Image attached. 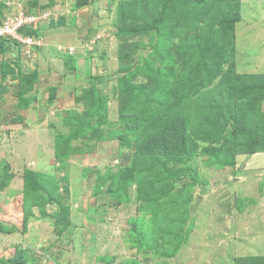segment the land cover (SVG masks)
I'll list each match as a JSON object with an SVG mask.
<instances>
[{
  "label": "rangeland",
  "instance_id": "rangeland-1",
  "mask_svg": "<svg viewBox=\"0 0 264 264\" xmlns=\"http://www.w3.org/2000/svg\"><path fill=\"white\" fill-rule=\"evenodd\" d=\"M13 15L36 43L0 36V264H264L237 253L264 191L235 164L264 150V0Z\"/></svg>",
  "mask_w": 264,
  "mask_h": 264
},
{
  "label": "crops",
  "instance_id": "crops-1",
  "mask_svg": "<svg viewBox=\"0 0 264 264\" xmlns=\"http://www.w3.org/2000/svg\"><path fill=\"white\" fill-rule=\"evenodd\" d=\"M237 155H238V156H236L237 162L235 163L237 166L236 168L239 169V173L237 172V174H238L237 177H239V178L241 177V181L248 183L249 187H251V183L255 184L254 186L256 187V191H260L262 188L264 191V150L255 151V152L250 153V154L244 153V154H237ZM242 163H243V166L240 168L239 164H242ZM257 171H258V173H257ZM261 175H262V177H260ZM258 186H259V188H258ZM241 192L243 193V195L247 194V192H243V191H241ZM259 196H260V194H259ZM262 198H264V197L260 196L256 200H251L252 202L251 201L248 202V200L244 201L243 202L244 208H246V207H259V206H260V208L261 207L264 208V199H262ZM239 209L240 208H237V210H239ZM243 212L244 211H241V210L236 211L235 216L241 217L244 220L243 217H245V216H243V215H245V214ZM260 217H259V219L253 218L254 222L258 221L256 226L252 229V230H254L255 240L254 239L249 240L248 243L246 241L244 243L242 242L243 244H245V246L243 247V249H238V251H237V253L240 254V256L248 255L247 258H255V259H260L261 257H263V255H264V221L262 220V217H264V213ZM240 223H241V221L237 220L235 225L238 226ZM248 231L249 230H248V226H247L245 237L250 238V234H248ZM0 238L3 239L1 234H0ZM2 244H4V242H3V240H0V245L2 246Z\"/></svg>",
  "mask_w": 264,
  "mask_h": 264
},
{
  "label": "built area",
  "instance_id": "built-area-1",
  "mask_svg": "<svg viewBox=\"0 0 264 264\" xmlns=\"http://www.w3.org/2000/svg\"><path fill=\"white\" fill-rule=\"evenodd\" d=\"M16 15L0 21V36L14 38L21 41L24 47H29L31 44L35 43V41L22 35L21 29L26 25L34 27V20H29V23L26 24V19L23 16Z\"/></svg>",
  "mask_w": 264,
  "mask_h": 264
},
{
  "label": "clouds",
  "instance_id": "clouds-1",
  "mask_svg": "<svg viewBox=\"0 0 264 264\" xmlns=\"http://www.w3.org/2000/svg\"><path fill=\"white\" fill-rule=\"evenodd\" d=\"M26 26H27V25H26ZM30 27H32V26H30ZM24 28H25V27H24ZM24 28H23V29H24ZM21 33H22V35L27 36V34H24L22 31H21ZM27 37H28V36H27ZM13 41H14V43L17 42V43H19V44H22V42H20V41L14 39V38H13ZM35 43H36V42H35ZM35 43H34V44H35ZM22 45H23V44H22ZM24 48H25L24 46L21 47L22 50H24Z\"/></svg>",
  "mask_w": 264,
  "mask_h": 264
},
{
  "label": "trees",
  "instance_id": "trees-1",
  "mask_svg": "<svg viewBox=\"0 0 264 264\" xmlns=\"http://www.w3.org/2000/svg\"><path fill=\"white\" fill-rule=\"evenodd\" d=\"M21 31L24 33V29L22 28ZM25 34V33H24ZM28 35V34H27ZM33 76H35V74H33Z\"/></svg>",
  "mask_w": 264,
  "mask_h": 264
}]
</instances>
